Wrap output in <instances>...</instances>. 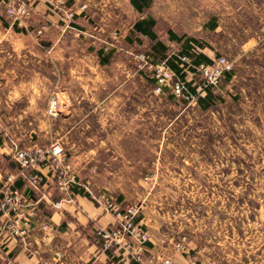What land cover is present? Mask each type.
Instances as JSON below:
<instances>
[{"label":"rangeland","instance_id":"1","mask_svg":"<svg viewBox=\"0 0 264 264\" xmlns=\"http://www.w3.org/2000/svg\"><path fill=\"white\" fill-rule=\"evenodd\" d=\"M23 1L29 18L36 0ZM106 1L66 0L64 5L74 11L86 5L81 11H88L93 27L85 30L93 37H86L91 47L111 57L105 64L110 78L98 98L118 84L121 60L124 74H134L127 49L155 59L151 47L159 41L166 43L167 54L180 51V44L167 41L166 32L172 29L187 39L196 36L214 58L233 61L231 81H221L211 92L213 106L201 110L196 101L178 99L167 88L155 93L153 83L140 79L135 84L139 109L92 111V140L78 143L86 157L73 158L66 148L70 143L59 140L57 120L45 113L54 95L44 80L46 91L20 98H7L0 89V144L13 149V143L23 147L59 141L82 187L93 194L124 191L125 204L141 203L144 214L158 221L154 230L171 241L185 237L205 246L202 259L213 258L216 264H264V0H150L144 12L155 19L157 39L142 38L133 48L119 43L121 26L101 19L100 5ZM118 1L122 18L132 21L137 14L128 1ZM6 2L0 0V38L7 35V25L27 19L10 20ZM213 21L216 31L206 28ZM44 73L51 80L50 70ZM132 114L138 119L132 138L111 141L119 133L118 119Z\"/></svg>","mask_w":264,"mask_h":264},{"label":"crops","instance_id":"2","mask_svg":"<svg viewBox=\"0 0 264 264\" xmlns=\"http://www.w3.org/2000/svg\"><path fill=\"white\" fill-rule=\"evenodd\" d=\"M127 1L130 4V1ZM34 4L32 16L16 26L7 25L5 28L7 35L0 38L1 93L11 98L10 95L18 96L46 91L44 88V80H46L51 95L56 96L59 101L62 100L60 112L56 117H52L59 125L57 132L60 136L59 140L70 143L68 147H65L69 148L68 152L73 158H85L87 152L78 143L92 140L88 122L92 111L104 108H115L120 111L138 110L139 89L135 85L136 82L140 79L153 82L143 75L124 74L125 64L121 60L118 64L120 69L115 76L119 80L118 84L98 98L97 94L106 88L105 82L110 78L105 71V64L111 57L91 47L89 38L83 33L88 28H93L88 23L90 18L88 11H81V9L75 11L70 26L65 27L66 21L62 11L50 7L44 0H36ZM130 7L132 12L137 14L132 21L122 18V8L118 0H107L100 5V10L103 11L100 13L101 19L109 24L117 23V26H121L122 34L118 36V40L124 48H133L136 45L138 47L142 38L153 42L154 40L140 34L135 28V24L143 19H153L155 24L153 15H147L144 10L138 12L131 4ZM85 15L89 16L88 19ZM117 28L120 29V27ZM206 28L216 31L218 25L213 21L206 25ZM168 31L176 34L172 29ZM168 31L166 32L168 43L180 44L182 48L177 52H184L185 45L190 44L189 39L182 36L179 41L172 40ZM152 32L156 40L157 33L154 26ZM194 37L193 39L199 41L196 36ZM165 44L163 45L166 46ZM199 51L213 61V51L203 44ZM48 69L51 80L44 73ZM187 78L188 83L193 85V90L201 82V80L197 82L196 75L190 73ZM230 79L231 74L224 81L229 83ZM213 89V87L205 89L194 105L201 110L211 108L213 101L209 103L200 99ZM118 120H121L117 122L119 133L114 134L110 140L117 142L132 138L133 127L137 126L138 119L132 114L128 118ZM103 124L107 125L102 121L100 125ZM0 162L3 176L11 173L15 178L17 164L12 157V149L5 147L4 143L0 144ZM43 173L45 181L41 189L29 195L31 198H39L36 215L38 224L33 232V242L44 259L49 260L53 251H59L63 255L59 260L60 264H135L117 251L109 250L102 253L98 250L96 230L114 224L115 220L111 213L97 206L83 187H73L67 192H60L54 187L47 169H43ZM12 185L27 192L19 178H15ZM110 195L117 201L127 202L124 191ZM64 197H68L70 201L62 202L60 208H53L51 203ZM140 219L151 231L150 254L170 257L172 264H192L202 256L194 242H188L185 252H176L172 247L173 241L167 234H160L159 231L154 230L156 226H159L156 218L142 211ZM44 221H49L54 229L48 237H45V233L38 228V225ZM9 244L18 264H36L35 258L19 251L13 242Z\"/></svg>","mask_w":264,"mask_h":264},{"label":"built area","instance_id":"3","mask_svg":"<svg viewBox=\"0 0 264 264\" xmlns=\"http://www.w3.org/2000/svg\"><path fill=\"white\" fill-rule=\"evenodd\" d=\"M50 7L62 11L65 27L70 26L75 11L64 6L66 0H44ZM6 14L13 22L20 21L30 15V8L23 0H7ZM86 7L82 4L79 9ZM86 35L90 33L83 32ZM114 36L117 35L114 32ZM91 37L93 35L90 34ZM114 42L109 43L112 45ZM107 49V47H105ZM199 49L194 47L186 53H171L180 60L181 72L185 76L175 72L168 64L167 58L154 59L145 51L125 52L131 55L134 63V74L139 73L153 82L155 93H163L167 88L171 95L185 101H196L197 98L209 87H216L234 69L233 61L226 56H218L211 63L201 62L193 64V60ZM168 55V56H169ZM188 73L200 77L201 82L191 90L193 85L188 83ZM61 103L56 96H52L47 104L45 113L48 117H56L60 112ZM12 157L17 164L15 178L21 179L26 191L13 187L14 179L11 173L3 176L0 167V264H18L13 252L10 250V242L26 255L36 259V264H60L63 257L59 251H53L52 257L44 259L33 242V232L37 227L36 215L39 198H31L30 193L39 191L44 184L45 175L43 169H47L54 187L60 192H67L73 187H82L74 172L69 157L59 141H52L45 145L33 143L20 147L13 143ZM92 201L114 217V224L96 230V243L102 253L113 250L121 253L135 264H172L170 257L155 256L149 253L151 233L142 223L141 203L125 204L117 201L112 195L101 192L93 194L83 187ZM43 197V196H42ZM70 201L68 197L52 202L53 208H60L62 202ZM45 237L54 231L49 221L38 225ZM46 239V238H45ZM188 242L185 237L173 242L172 247L176 252H185ZM201 254L207 252L205 246L198 247ZM192 264H216L213 258L200 257Z\"/></svg>","mask_w":264,"mask_h":264},{"label":"trees","instance_id":"4","mask_svg":"<svg viewBox=\"0 0 264 264\" xmlns=\"http://www.w3.org/2000/svg\"><path fill=\"white\" fill-rule=\"evenodd\" d=\"M130 4L138 11V12H142L145 8L148 7L150 0H129ZM154 26V20L153 19H143L138 21L135 24V28L137 31H139L140 34L146 35L148 36V38H150L151 40H155V35L152 32V27ZM169 36L172 40H176L179 41L182 36H177L176 34H174L172 31H168ZM190 41V44L187 43L184 47V52L181 51L180 53H186L189 54V50L191 48H200L202 47V43H200L198 40L190 38L188 40V42ZM160 53H159V52ZM152 52H154L152 55L155 56V59H165L167 58V62L169 64V66L178 74L181 73L182 76H185L186 72H181L182 68L179 66L181 64L180 60L177 58V56L175 55H169L166 53V47L159 41H155L154 45H152ZM158 52V53H157ZM160 54V55H157ZM169 55V56H168ZM157 56V57H156ZM201 62H205V63H211L212 61L210 59H208L204 54L200 53V51H198V54H196L194 60H193V64L197 65ZM230 76V74L228 75V77ZM191 90H193V88L191 87ZM206 102H212L213 101V95L211 94V92L207 93L206 96L203 99H200Z\"/></svg>","mask_w":264,"mask_h":264}]
</instances>
